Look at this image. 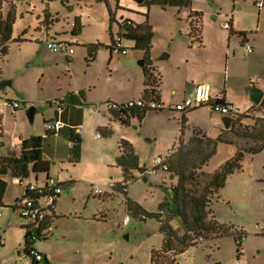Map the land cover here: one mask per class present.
<instances>
[{"label": "rangeland", "instance_id": "374dc122", "mask_svg": "<svg viewBox=\"0 0 264 264\" xmlns=\"http://www.w3.org/2000/svg\"><path fill=\"white\" fill-rule=\"evenodd\" d=\"M69 1L70 5L67 6L66 2L62 3L60 0H0V17L6 19L12 15L14 18L8 51L4 55L0 54V81L11 80L12 84L0 90V96L3 99L5 93H8L9 98L21 102L25 117L19 122L18 130L21 134L25 135L27 131H32L35 135L44 132L42 115L55 116V106L50 105V102L54 103L55 99H59L55 88L59 85L66 87L70 82L62 65L59 69L48 67V79L41 77L45 64L41 63L39 52L48 66L55 65L59 57V53L50 50L46 43L45 27L49 13L58 18V21H55L58 30L71 32V21L75 14L81 12L83 27L81 32L75 35L79 43L73 45L77 53L85 51L84 47L90 44L89 42H101L102 46L92 66L93 75L95 73L99 79L97 92L100 93L105 89H118L123 81L121 73H124L126 82L128 78H132V84L136 81L135 72L143 75V65L140 62L144 61L145 54L141 50H134L135 42L131 39L122 37V47L127 50V54L113 52L110 62V50L105 46L111 43L110 20H113L115 13L116 20L112 22L115 38L123 31L117 22L122 24L130 21L135 25L148 23L152 27V47L145 65L149 68L153 61L155 66L167 69L173 65L177 52H181L184 41L190 40V14L195 8H200L204 11L203 36L215 43L222 41L224 46H228V39L231 37L227 56L229 60L225 64L224 77L221 73L219 80L225 84L229 98L238 104L240 111L249 115L242 123L252 125L253 117H264V108L259 104L253 105L248 96V90L252 86L264 91V0L261 8L256 5L258 0H192V4L182 6L176 3L148 4L146 0L141 3L136 0ZM72 6H75L73 11L70 9ZM231 19L237 29L232 35L230 30L224 27V23L230 22ZM243 29L252 32L249 37L256 48L254 53L247 54L241 45L242 36L238 33ZM18 37L26 39L15 40ZM171 52V58L160 59ZM73 66L72 72L82 74L86 62L82 60ZM222 68L223 65L220 64L219 69ZM177 81L178 78L172 76L171 84L174 85ZM73 83L74 79L71 80V84ZM31 106L36 110L33 122H30L27 116V110ZM12 112L10 109L11 115ZM179 113L181 117L182 113ZM151 120L150 117L147 118L143 125L148 130L150 127L158 129L160 134L156 135V139L148 140L150 135L140 132L138 123L135 124L138 131L133 127L129 130H119L118 133L122 132L133 138L139 163L149 168L153 165L154 158H165L167 150L172 148L175 134H180L182 128L173 118ZM188 124L186 134L192 131L193 125H201L203 132L213 139L222 133L221 128L224 126L221 114L212 112L207 107L193 111ZM227 136L241 147L251 144L233 133ZM117 139L118 135L115 134L111 140H107L113 144L103 146V151H115ZM89 141L86 158L88 163L81 165V168L77 167L80 173L77 171L75 174L77 180H85L88 183L77 184L75 202L72 196L66 195L69 187L65 188L67 198H63V204L66 213L55 219V229L49 238L36 241L35 250L46 255L49 264H151L152 253L159 251L162 246L163 233L160 232V222L155 218L142 219L129 213L130 221L125 227L123 221L127 215L126 196L122 193L114 197L92 194L90 184H102L105 182L104 177L106 181L110 180L109 176L113 172L111 173L109 168L106 169L103 163L93 165L95 140L91 138ZM60 147L63 151L62 145ZM48 150L46 147V151ZM235 151V146L218 143L216 154L203 171L213 174ZM241 164V169L229 174L225 185L210 198L211 214L215 216V220L229 227L234 234L238 233L240 240H236L231 234H211L208 239L189 246L178 256L177 264H264V149L255 154L246 152ZM57 173L61 177L65 175V171L61 170L58 164L52 166V175ZM117 174L121 176L119 171ZM133 175L135 178L129 183V197L147 212H156L178 182L177 176L162 170L147 175V181L138 173L134 172ZM205 182L206 178L201 176L198 181L188 182L185 186L200 193ZM21 191L22 189L13 185L9 179L6 204L0 206V213L3 215L0 218V234L4 240V245H0V264L32 263L31 255L18 253L25 247V230L21 221L14 218L9 223L12 216L10 206ZM173 226L182 231L180 222L173 221ZM171 254L173 253H168L161 260L170 259ZM40 264H45V261Z\"/></svg>", "mask_w": 264, "mask_h": 264}, {"label": "crops", "instance_id": "0c3cea01", "mask_svg": "<svg viewBox=\"0 0 264 264\" xmlns=\"http://www.w3.org/2000/svg\"><path fill=\"white\" fill-rule=\"evenodd\" d=\"M66 3L67 6L70 5L69 0ZM189 4H192V0H190ZM74 9L75 6H72V11ZM195 13H199L201 15V25H200L201 30L199 33L193 35L190 32V23L192 21L191 17ZM47 16L48 17L46 18V27H45L47 31L46 43L47 41L52 39L67 41L72 46L75 45L76 43H79L75 39L77 37H75V35L72 34V29L74 27V23L76 19L83 27V18L80 11L79 13L74 15L73 21H71L70 24V26L72 27L71 32H69L68 30H63V31L58 30L57 26L55 25V21L57 22L58 18L52 16V14L50 13ZM203 18H204V11L202 9L195 8V10H192V14H190V22H189L190 42L184 41L182 50L181 52L179 51V53L177 52L176 58L174 59L173 65L171 67L167 69L166 68L163 69L161 67L155 66L153 64V61H151L152 62L151 66H153L155 73L160 76V83L158 87L145 84L146 79L143 69V75H140L139 72H135L134 77L136 81H133L134 84H132L130 81V79L132 78L130 79L128 78L126 82L125 79L123 78L124 73H121V78L123 81L121 82L120 86L118 84L119 86L118 89H105L100 93L97 92L99 79L95 76V73L93 75L92 66L96 62L98 52L100 51V46L97 48L91 60L88 49V45L90 44L101 43L97 40H96L97 42H89L90 44L85 45L84 47L85 51H81V53H77L75 50L71 55H63L57 53L59 57L56 59L55 65L51 64L48 66L46 64L47 62L44 59L42 53L39 52L38 56H40L41 58L40 61H42L41 62L42 64H45V67L41 70L42 78L46 77L48 79L49 76L48 67H54L59 69L61 68L62 65L64 67L63 70L67 72L69 76L70 82L67 84L66 87L59 85L57 86V88H55L59 95V99H55L54 103H51L49 100L50 105L55 106V116L46 117L42 115L41 119L44 126L43 128L44 132L37 135L33 134L32 131H27L25 135L21 134L22 132H19L20 131L18 130L19 122L25 118L24 113L21 110V106L18 109L15 110L12 109L13 112L11 115L10 114L11 108L4 104L5 99L9 98L8 93H5L3 99L0 96V129L2 130L3 135L5 137V146L3 150L0 152V168L6 171V173H0V179L6 181L7 183L6 190L4 192L2 199L3 205L5 206L6 204L5 196L9 186V179H11V183L13 185L20 187L22 189L21 193L15 197V201H16L25 192V185L27 183H35L38 186H43L46 184L48 178H54L61 184L62 187V192L56 200V207L54 210L53 217L50 220V223L53 225L54 228L55 219H57L59 215H64L66 213L65 206L63 204V198L65 197L67 198V196L68 197L72 196L75 202L74 193L77 188V184L82 183L85 185L88 183L85 180H77L75 178V174L77 173V171L79 172L80 170L77 169V167L79 168L81 165L84 166L85 163H88V161H86V158H87V144L90 143L89 140L91 138L95 140L94 141L95 157L94 160L92 161L93 165H99V163L100 164L103 163L102 165L105 166L106 169L109 168V171H111V173L113 172V174H110L109 176L110 180L106 181L104 177L103 180L105 182H103L102 184L106 185L109 184L110 182H113L117 185L122 184L124 181V176L122 174L121 167L118 165V157L121 154L119 142L123 139L130 142L134 147V149L135 146H134L133 138L123 134L122 132L118 134L119 130H123V129L129 130L130 128L134 127L138 131L135 125L136 123H138L140 126L139 127L140 132H143V134L146 135L147 134L150 135V138L148 140H152L153 138L156 139L157 138L156 135L157 134L159 135L160 132L158 131L157 128H153L155 129V131L151 127L150 130L144 128L143 123L147 118L150 117V119H152L151 121L173 118V120L174 121L177 120V122H179L178 124H180L182 127L181 120L183 117H185V127L183 128L184 132L182 133V128H180L179 131L180 134H175L173 138L174 141L172 142L171 147L178 144V140L180 137H182L184 142H187L193 133L191 131L189 134H186V129L189 128L188 122L190 119V114L198 109L204 107H207L209 109V107L200 106L191 109L188 112H181L175 110L174 106L177 103H180L185 97L192 94L197 84L200 83L209 84L211 87V95L214 100H223L224 102L233 105L236 108L238 114L242 113L238 107V104H235L233 100L229 98L228 90L225 84L220 82L219 80V76L221 73H223V77H224L225 64L226 61L229 60V57L227 56L230 51L231 37H229L228 39L229 41L228 46H224L225 44L222 41H220L219 43H215L211 41L210 38H206L205 36H203V27H202ZM115 20H116V13L113 16V20L112 21L110 20L111 43L105 46V48L110 50V62L112 61V57H113V51L111 50L110 46L112 44V41L115 39L114 25L112 22H114ZM230 21L233 32L237 31V29L233 25V19H231ZM117 23L119 25V28H121L120 22ZM136 25L133 24V26ZM42 26L43 25L41 23V27ZM241 32L247 33L246 37L240 40L242 47L244 48L243 46L244 43L248 42L253 47L252 53H254L256 48L255 45L251 42V37H249V34H251L252 32H248V30H244V29L241 30ZM25 39L26 38H23V40ZM122 42H123V38H122ZM134 50L143 51L142 49H136L135 47ZM172 55L173 52H171L170 55H168V57L165 59L171 58ZM164 57L165 56H162L160 57V59H164ZM82 60H85L86 62L84 72L82 74L79 72H74V71L72 72L74 63H78ZM220 64L223 65L222 69H219ZM172 76H176L178 78L177 83H175L174 85H172L170 82ZM73 79L75 83L71 84V80ZM124 89L127 91H124ZM139 98H154L162 102L166 106V109L160 111L148 110L144 114L143 118H139L137 114L138 110L133 111L129 120L126 121L127 124H123L121 121H119L114 117V114L111 111H109V109L105 104L107 101L125 103L129 100H135ZM97 104H100V106L97 107ZM35 112L36 110L34 108V115ZM179 112L182 113L181 117L179 116L180 114ZM9 114L11 115L12 118L10 117ZM221 116L223 117L225 115H221ZM35 117L36 115L33 117V119H35ZM53 121H60L62 123V127L57 131H49L46 125L48 122H53ZM77 126L82 127V131L80 133H77L75 131V127ZM222 127H223L221 128L222 131L228 130L224 126ZM194 128L200 129L204 134L206 133L203 132L204 130L201 127V125L200 126L193 125V129ZM97 133L100 134L99 137L97 136ZM115 134L118 135L116 150L115 151L111 150V152H104L103 146L112 145L113 143L107 140H111ZM33 136H41L43 138L42 160H44L47 163V171L36 172L32 169L33 163H31L29 165L30 173L28 177H24V178L15 177V178H20L22 180V184L19 185L13 181L14 177H12V175L10 174V170L5 167L3 162H5V160L8 158H19L21 155V147L23 140L30 139ZM72 136H76L82 140L81 158L78 163H72L69 160L70 148L72 146ZM61 145L62 148H64L63 151H61L60 149ZM46 147H48L49 149L48 151H46ZM169 150H167V152ZM57 164L58 166H60L61 170L65 171L64 173L65 175L62 177L59 173H57L55 176L52 175V166H56ZM65 164L66 167H64ZM140 165L142 166L141 162ZM118 171L121 173V176H118L117 174ZM135 173L138 172L136 171ZM146 176H144L145 181H147ZM129 183L130 181L127 183L128 196H129ZM90 185L92 186L93 184ZM66 187H69L68 188L69 191L68 192L66 191L67 196H65ZM118 193H122L119 190V186L115 190H108L104 195L107 197L108 196L114 197ZM126 210H127V215H129L127 205H126ZM13 213L14 212L12 210V215ZM2 216L3 215L1 213L0 218ZM14 218H12L11 216L9 223ZM53 231L48 235V238L49 236L52 235ZM44 256L47 258L46 255Z\"/></svg>", "mask_w": 264, "mask_h": 264}, {"label": "trees", "instance_id": "16d2710c", "mask_svg": "<svg viewBox=\"0 0 264 264\" xmlns=\"http://www.w3.org/2000/svg\"><path fill=\"white\" fill-rule=\"evenodd\" d=\"M51 1V0H42ZM62 3L68 0H60ZM106 1V0H97ZM148 4H189L190 0H146ZM190 23V32L195 35L201 30V15L195 13ZM14 18L9 15L6 19L0 17V54H6L8 51V43L12 39ZM127 22V21H126ZM123 24L121 26L122 37L131 39L135 42L136 49H142L145 54L144 58V74L145 84L158 87L160 83V76L155 73L153 66L146 67L145 61L149 57V53L152 47L153 30L148 23L137 24L131 26L129 24ZM81 24L76 19L74 27L72 29L73 35H78L81 32ZM229 30L232 33V25L230 21ZM242 38L246 37L245 32L238 33ZM22 41L23 38L18 37L15 39ZM113 43V41H112ZM102 44H90L88 45L90 60L93 58L97 48ZM112 50V44L110 46ZM224 102L223 100H218ZM264 108V98L259 104ZM133 113V112H132ZM145 110H138L139 118H143ZM249 117L247 113H240L237 117H234L233 123L228 130H223L222 133L215 139L207 137L198 128L192 130V136L187 142H184L182 137L179 138L178 144L173 146L166 154L164 162L167 168L162 170L169 172L178 177V182L171 189V195L163 201L159 209L156 212H147L139 204L134 202L129 196L128 192H122L126 196V205L129 213L140 216L142 219L145 217L155 218L160 222V232L163 233L162 246L159 251H154L151 257V264L157 262H165V264H177V258L182 254L189 246L196 245L203 239H208L209 235L224 236L233 235L237 240V234L230 231L229 227L219 223L215 220V216L212 215L210 209L211 196L221 189L226 182L229 174L238 171L242 167V160L246 152L255 154L264 149V117H253L254 123L252 125L243 124L242 120ZM121 121L123 124H127L126 121ZM182 133L185 127V117L181 120ZM233 133L236 137L245 140L250 145L241 147L233 139L228 138V134ZM42 140L41 136H33L30 139L23 140L21 147V155L19 158H8L5 160L4 165L10 170L12 177H28L30 173L29 165L33 163V170L36 172L47 171V163L42 160ZM218 143H225L236 147V151L233 156L221 165L213 174L203 171V168L209 163L210 159L216 154ZM121 154L118 157V165L121 167L122 174L124 176L123 183L127 184L134 177L133 173L138 172L146 176L147 168L141 166L139 158L135 152L132 144L126 140L119 142ZM82 140L76 136H72V146L70 148L69 160L72 163H78L81 158ZM0 173H6L4 169L0 168ZM142 176V177H143ZM204 176L206 182L200 193H197L191 189H187L185 186L188 182L198 181V179ZM135 178V177H134ZM6 181L0 179V206H4L2 203L3 195L6 190ZM13 209V206H10ZM211 216V218H210ZM176 221L181 223L182 231L175 229L172 222ZM25 230L24 241L25 247L23 252L31 255L32 251H35L34 244L37 240L47 239L48 236L40 235V229H36L37 237L33 238L31 231H28L27 226H23ZM168 253L172 257L170 259L161 260L162 257L167 256ZM45 264H49V261L44 256ZM161 260V261H160ZM31 264L36 263V260L32 257Z\"/></svg>", "mask_w": 264, "mask_h": 264}, {"label": "built area", "instance_id": "2783aa9c", "mask_svg": "<svg viewBox=\"0 0 264 264\" xmlns=\"http://www.w3.org/2000/svg\"><path fill=\"white\" fill-rule=\"evenodd\" d=\"M256 5L261 8L263 6L262 0H258ZM125 24L123 22L121 25ZM133 26L129 21L126 22ZM224 27L229 29L230 22L226 21ZM244 49L247 54L253 52V47L248 43H244ZM47 47L53 52L60 53L63 55H71L74 52L73 46L62 40H49L47 41ZM112 51L117 53L126 54L127 50L122 47V36L119 34L117 38L113 40ZM4 104L9 106L11 109L15 110L21 106L19 100L14 99H5ZM107 108L114 114V117L118 120L128 121L132 112L136 110H154L160 111L166 109V106L154 99V98H139L135 100H129L125 103H117L113 101H107ZM100 104H97L99 107ZM200 106H208L210 110L218 112L221 115L237 117L238 112L233 105H230L226 102H220L214 100L211 95V87L209 84L200 83L197 84L193 93L185 97L180 103H177L174 106V109L181 112H188L191 109ZM49 131H57L62 127L60 121L48 122L46 125ZM75 131L80 133L82 131L81 126L75 127ZM99 137L100 134L97 133ZM5 146V137L2 130L0 129V152ZM167 168L166 163L162 157H157L153 161V165L150 168H147L146 174H153L160 170ZM143 174H140L142 177ZM13 181L19 185L22 184L20 178H14ZM119 186L122 192L128 191L127 184L122 183L117 185L113 182L109 184H95L92 185V194L96 196H101L105 194L108 190H115ZM62 192L61 184L54 178H48L46 184L43 186H38L35 183H27L25 185V192L15 201L13 205V215L12 218H17L21 221V226H27L31 231L33 238L37 237L36 229H40V235L48 236L53 231V225L50 223V220L53 217L54 210L56 207V200ZM1 216V213H0ZM130 217L127 215L123 221V225L127 226L129 224ZM173 225V222H172ZM237 238L240 240L239 235ZM238 240V241H239ZM4 244L2 235L0 234V245ZM31 256L36 263L43 261L44 255L38 251H32Z\"/></svg>", "mask_w": 264, "mask_h": 264}, {"label": "water", "instance_id": "95a60500", "mask_svg": "<svg viewBox=\"0 0 264 264\" xmlns=\"http://www.w3.org/2000/svg\"><path fill=\"white\" fill-rule=\"evenodd\" d=\"M138 3L143 2L144 0H136ZM70 9L72 10V7H70ZM168 55H165L164 58H167ZM141 65H144V61L142 60L140 62ZM12 82L11 80H2L0 81V90H3L6 86L11 85ZM248 96L252 102L253 105H258L261 103V101L264 98V91L256 86H252L251 88H249L248 90ZM27 116L29 118V120L32 122L33 117H34V107L31 106L28 110H27ZM233 117L231 116H223L222 120L224 123V126L226 129H230L232 123H233ZM23 251H19L18 253L21 254Z\"/></svg>", "mask_w": 264, "mask_h": 264}, {"label": "flooded vegetation", "instance_id": "af4514ba", "mask_svg": "<svg viewBox=\"0 0 264 264\" xmlns=\"http://www.w3.org/2000/svg\"><path fill=\"white\" fill-rule=\"evenodd\" d=\"M239 234L237 233V236H238Z\"/></svg>", "mask_w": 264, "mask_h": 264}]
</instances>
